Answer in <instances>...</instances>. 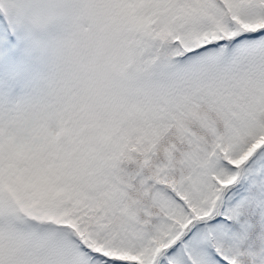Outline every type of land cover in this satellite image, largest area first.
<instances>
[{"label": "snow or ice", "instance_id": "1", "mask_svg": "<svg viewBox=\"0 0 264 264\" xmlns=\"http://www.w3.org/2000/svg\"><path fill=\"white\" fill-rule=\"evenodd\" d=\"M0 264H264V0H0Z\"/></svg>", "mask_w": 264, "mask_h": 264}]
</instances>
